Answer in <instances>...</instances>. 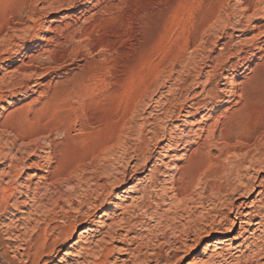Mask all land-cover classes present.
I'll return each mask as SVG.
<instances>
[{
  "label": "rangeland",
  "instance_id": "obj_1",
  "mask_svg": "<svg viewBox=\"0 0 264 264\" xmlns=\"http://www.w3.org/2000/svg\"><path fill=\"white\" fill-rule=\"evenodd\" d=\"M210 129L220 147L222 130L230 148L264 144V0H0V264H34L27 254L35 234L74 220L73 235L38 264H90L76 259L74 242L82 233V246H92L86 239L108 220V205L88 210L81 201L89 184L53 183L47 170L65 175L105 155L103 174L112 164L119 179L115 205L146 187L158 195L151 209H167L168 170ZM217 147L205 150L217 155ZM221 157L231 167L241 156ZM243 170L230 176L233 187L240 178L245 185L234 195L194 196L170 214L180 227L199 222L180 236L193 246L189 253L170 227L137 209L142 228L126 236L137 238L125 245L119 231L108 263L264 264V188L257 186L264 170ZM219 222L224 234L215 231ZM217 237L221 244L203 253Z\"/></svg>",
  "mask_w": 264,
  "mask_h": 264
},
{
  "label": "bare ground",
  "instance_id": "obj_2",
  "mask_svg": "<svg viewBox=\"0 0 264 264\" xmlns=\"http://www.w3.org/2000/svg\"><path fill=\"white\" fill-rule=\"evenodd\" d=\"M225 133L226 132L224 130H222L220 132V134H219L222 137L224 136L223 137V141H222V146L220 147V144H218L215 141L216 140L215 137H214V136H216L215 135V130L210 129L209 131H207V137L205 139L206 141L202 142L200 145H197V147L195 149L190 151V153L187 156H185V158L183 159L184 161H183V163L181 165H176L175 164L171 169L168 170V173H169V176H170L168 190L170 191V195H169V199H168L169 200V206H168L167 209L166 208L163 209L162 207L161 208L159 207V209L157 207L156 208L153 207L156 210L151 209V203H152L151 199L154 197L156 192H152L151 190L147 189L146 187L139 188L136 191L137 193H139V196L138 197L135 196L136 198H134V199H132L133 198L132 197L131 198L132 200L129 203L123 204V203L120 202L117 205H115L116 202L113 203V201H112V199L114 198L113 197L114 190H115L114 189V185L117 182H119V179L114 178L115 168H114V166H112V164H109V167L106 170L107 172L105 174H103L104 172L101 170L100 161H101L102 157H104L105 155L101 156L99 154L100 156L96 160L93 159L94 160V164L93 165L91 164L92 168H90L89 165L87 166V164L86 165L84 164L83 166L80 165L79 167L76 166L74 169L70 170L69 172L66 171L67 169L64 170V172L65 171L68 172L65 175L64 174H60V173L58 174L56 172V170H52V171L47 170V173L50 174V176H51L50 180L53 183L57 181V182H61L62 184L66 185V186L67 185H73V187L74 186L75 187H80V186H84L85 187L87 184H89L90 186H87V189H86L87 190V192H86L87 194L83 195V200L81 201V205L82 204L86 205L88 210H91V209L94 210V209H97V208L99 209L100 208L99 205H104V204L108 205V207H107L108 208L107 210L109 211L108 212L109 215L107 216L108 220L104 221L102 223L103 226H102L101 229H99V230H95V229L93 230L92 229L93 231H91L90 236L88 235L89 239H86V241L89 242V244H92V246H88V247L82 246V243L85 242V240H83L85 236L82 235V233H79L77 241L74 242V246H75L74 248L75 249H73V250H75L74 256L76 257V259L77 258L78 259L81 258L82 260H84V261H86L88 263L90 262V264H109L107 258H108V256L110 257L111 253L114 251V247H113L112 243L115 242L118 237H120L119 231H121V232L123 231L124 232L123 236L126 238V236H128L129 234L130 235L133 234V233L136 234V232H137L136 231L137 230L136 227L137 226H140L142 228L143 224L140 221V214L138 216L136 214L137 212L135 213V211L137 209L138 210L141 209V212L143 211L145 214L149 215V217L154 218L155 219L154 221H156V224L159 225L160 227H163V228L166 227V226L170 227L171 232L173 233V235H175V236H173L174 237V239H173L174 242L178 241V243H180L182 245V247L184 248L183 249L184 253L185 254L189 253L188 251L193 246L188 247V245L185 243V241L182 242L180 240L181 239L180 236H182V235L184 236V235H186L188 233L194 232V230L199 226L198 225L199 222L195 221V220H192V222H188V224L185 223V225H182L180 227V225H178V220H176L177 221V223H176V221H174L175 218L174 219L170 218L171 217L170 214L171 213L178 214L179 213L178 211H180V212L182 211L183 212V210H185V208H188L187 206H189V204H191V202H193V200L195 199L194 196H197V197L198 196L199 197L203 196L205 199H207V198L211 197V195L213 193H215L214 191H216L218 193L219 192H225L224 194H227V195H234L235 193H237L238 189L241 188V186L245 187V185H243V181L240 178L239 179L240 183H241L240 187H236V186L233 187L230 184V182H229L230 176H232L233 174L236 177L239 176L238 175L239 172L242 171L243 169H244L243 171H244L245 174L247 173V171L250 168L255 169V171H257V173L264 170V162L262 161L264 159V144H262V143L260 144L259 143L260 140H259V142H258V140H256L254 142V145H252V146L251 145H244V147L240 146V148H238V149L235 148V147L230 148L228 146V143H227V141L229 139L226 140ZM232 135H234V134H232ZM258 143H259V145H258ZM169 146L171 147V149H174L175 141L171 140V142H169ZM206 146L207 147L218 146L217 147L218 148V154L214 155L212 152H210L211 148H210V150L206 151L205 150ZM108 151H110V150H108ZM109 153L110 152H107L106 154H109ZM229 154H234L236 157H237V155L241 156L240 160L238 159L239 161L237 163H235L234 165H232L231 167H229L231 164L229 166H227L228 163H226L224 160H223L224 162L222 160H217V159H220L221 156L225 157L224 159L227 160V158L229 157ZM213 156H215L216 160L214 159ZM212 158L215 161H213ZM14 167H16V164H14V163L11 164V166H10L11 170H9V172L10 171L11 172L14 171L13 169H16ZM8 175H10V174H8ZM54 175L55 176H59V178H56V179L53 178ZM12 176H13V173H12ZM243 176L244 175H242V177ZM46 178L48 179L47 176L45 177V179ZM257 178H258L257 176L254 177V182L258 180ZM50 184H52V183H49V185ZM201 186H203V187H201ZM257 186H260L262 189L264 188V178L259 179ZM163 187H164V185H163ZM200 187L202 189L201 192L199 191ZM6 189H7L6 186L3 187V190H6ZM58 189H60V188H58ZM58 189L56 191L61 193V191L60 190L58 191ZM57 192L49 194L47 196V198H49V199L51 198L52 199L54 194L57 193ZM13 194H14V191L11 192L10 195H8V197L6 198V201H5L6 203H8V201L11 199ZM166 194L167 193H165L164 196H166ZM262 194L263 193H261V192L257 193V195L260 196V198H262ZM61 195H59V197ZM35 196L36 195H34L32 201H33V203H38L37 206L39 207L42 204L43 199H40V198L38 199ZM15 197H16L15 198L16 204H19V201H18L19 197H17V196H15ZM159 200H160V198H159ZM21 203L22 202H20V204ZM198 204H200V203L198 202ZM201 204H203L202 201H201ZM197 205H195V206H197ZM21 206H22V204H21ZM33 209H35V208H33ZM261 209H262V206L259 207V211ZM78 211H79V209H78ZM117 211H119V213L116 214ZM190 213H192V211ZM64 216H65V218H68V215L64 214ZM190 216H192V215H190ZM190 216H188L189 219H190ZM241 216H242V213L241 212H237L236 218L240 219ZM74 217H76V216H74ZM114 218H116V219H114ZM66 221H69V220H66ZM224 221H225V223L227 225H229V227L226 226L227 228H225V229L227 230V232H230L231 231V227H233V222L230 221V219H227V218H224ZM76 222H77V220L69 221V222H67V224L62 222L63 224H65V226L62 225V224H61L62 226L58 225V224L53 225V226H50L49 224L46 225L42 229V231H38V233L35 234V236L32 238V244L30 245V249L33 250V251L31 253L29 252L27 254V257H31V262H34V264H38L40 261H42V256L43 255L52 254L55 251V249H56V247L58 246L59 243L64 242L67 238H69V237H71L73 235V233L75 232V229L77 227V223ZM243 222H246V221H243ZM243 222H241V223H243ZM220 223L221 222H219V224L217 225V228L215 230L218 234H221L222 231L224 230ZM54 233H57V235L54 236ZM222 234H224V233H222ZM183 236H182V238H183ZM136 238H137V235L129 236L128 238L125 239L126 241H125L124 244L125 245L132 244ZM219 244H221V239L219 237H217L213 241H208L207 243H205V245H204V247L202 249V252L203 253H207L212 247L213 248H217ZM87 245H88V243L86 244V246ZM125 250L128 251L130 249L125 248ZM131 253H133V252H131ZM147 253H148V251H147ZM160 258H164V257L160 254L159 255V259ZM44 261L47 262V260H44ZM203 261H205V260H203Z\"/></svg>",
  "mask_w": 264,
  "mask_h": 264
}]
</instances>
